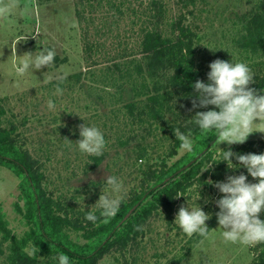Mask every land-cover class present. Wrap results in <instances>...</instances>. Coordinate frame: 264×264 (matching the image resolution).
Masks as SVG:
<instances>
[{
	"label": "rangeland",
	"instance_id": "374dc122",
	"mask_svg": "<svg viewBox=\"0 0 264 264\" xmlns=\"http://www.w3.org/2000/svg\"><path fill=\"white\" fill-rule=\"evenodd\" d=\"M263 1L195 0L194 15H188L187 23L198 34L197 61L206 78L212 61L231 58L246 62L253 76L263 75L262 50L251 55L240 47L246 34L245 18ZM18 4L27 5L29 14L17 16L11 23L0 20V102L6 111L4 125L17 126L16 134L25 148L41 163L47 193L69 205L73 212L84 213V205L87 211L98 200L101 182L108 174L121 179L127 195L141 190L149 169H160L164 163L173 169L186 161L190 151L179 149L177 155H169L172 143L167 129L176 111L162 121L131 124L126 108L130 102L139 106L144 99L131 100L129 93L142 86L130 64L141 61L139 55L133 56L138 53L135 49L141 29L154 24L152 15L157 17L161 7L163 29L168 31V24L179 12L175 0H18ZM43 45L56 50L53 64L34 70L33 74H17L16 56L39 50ZM90 45L98 49L90 53ZM123 49L133 54L119 59ZM114 63L128 65V70L131 67L130 75L124 77L113 71ZM57 84L63 89L60 95L55 94ZM49 98L56 104L54 110L47 108ZM84 122L98 127L106 140L103 160L93 171L88 168L95 156L82 154L75 145L78 126ZM252 131L244 143L215 144L212 153L217 158V147L226 150L251 141L261 143L264 128L257 126ZM193 192L194 188L185 193L190 206L195 203ZM199 193L201 198L196 203L210 214L205 222L209 228L206 238L189 237L174 223L178 209L187 206L180 196L172 226L162 212L154 213L138 246L113 250L98 264H253L256 244L227 242L217 229L215 200L221 195L218 190L208 184L201 186ZM22 196L20 180L0 166V221L5 228L0 229V264H10L11 248L30 230L23 214L26 207ZM68 234L78 245L87 244L80 234ZM34 250L29 245L23 254L42 264L45 258L35 256Z\"/></svg>",
	"mask_w": 264,
	"mask_h": 264
},
{
	"label": "trees",
	"instance_id": "16d2710c",
	"mask_svg": "<svg viewBox=\"0 0 264 264\" xmlns=\"http://www.w3.org/2000/svg\"><path fill=\"white\" fill-rule=\"evenodd\" d=\"M175 4L179 12L168 24V31L163 29V10L160 7L157 9L158 16L152 15L154 26L141 29L140 42L135 49L138 53L133 54L123 49V55L119 59H124L131 53L133 56L139 55L141 59L138 63L130 61L131 67L135 69V76L141 79L142 84L139 90H130L131 100L144 98L139 101V106L137 102L127 104L131 124L162 121L168 114H174L176 111L177 115L167 129L172 143L169 155H177L180 149L179 141L175 140L173 133L176 127L190 132L193 148L182 165L172 169L167 168L164 163L160 169H149L145 172L141 190H134L126 195L115 217L107 221L98 220L93 224L84 219V213L73 212L69 205L47 193L43 187L45 175L41 163L25 148L20 135L16 134L17 126L12 123L4 125L6 111L0 102V166L10 170L20 180L22 200L26 207L23 214L30 226L29 232L11 248L10 264H36L23 254V250L29 245H35V256L45 258L42 264H56L55 257L59 252L69 255L70 264H98L113 250L125 251L132 246H138L145 235V225L154 213L162 212L166 222L172 226V214L177 203L175 196L188 191L193 182L198 180L197 171L207 161L215 163L208 170L200 172L201 186H208L203 182L209 179L215 182L224 181L228 175H247L243 168L228 169L226 162H219V155L216 158L212 153L216 135L214 131L198 130L187 121L194 115V111H190L192 101L188 96L193 91L191 83L197 79L207 82V78L202 71V65L197 61L198 34L187 23L188 15H194L196 2L175 0ZM244 23L246 34L240 42V47L251 55H257L261 50L264 55V1L257 10L251 12L249 18H245ZM94 49L97 50L98 46L90 45L87 51L91 53ZM127 66L114 63L112 68L125 77L131 73V67L128 70ZM253 79L255 82L249 85L250 87L257 90L264 88V73L254 76ZM129 81L135 83L131 79ZM119 91H122V87ZM231 149L234 153L264 152V140L261 143L251 141ZM204 151L206 152L199 157ZM195 159L196 162L182 170ZM231 159L233 164L237 163L234 158ZM94 160L88 168L90 171L98 167L103 156L95 157ZM248 180L255 182L250 176ZM132 209L133 213L124 220ZM260 218L264 219V213ZM2 226L0 221V229L4 230ZM68 231L80 234L87 240V244L80 246L73 242ZM7 238L9 237L5 239ZM253 250L257 252L253 264H264V243H257Z\"/></svg>",
	"mask_w": 264,
	"mask_h": 264
},
{
	"label": "clouds",
	"instance_id": "9594fccd",
	"mask_svg": "<svg viewBox=\"0 0 264 264\" xmlns=\"http://www.w3.org/2000/svg\"><path fill=\"white\" fill-rule=\"evenodd\" d=\"M27 14H29L28 6H20L18 0H0V20L11 23L17 16ZM56 54L54 48L43 45L39 50L16 56L18 64L14 66L15 72L21 75L28 72L33 74L34 70H39L43 66L48 68L53 64ZM208 68L207 82L197 79L191 83L193 91L188 96L192 101L190 111H194V115L187 121L198 130L214 131L216 146L222 142L228 145L242 144L249 134L253 133L254 127L264 128V88L257 90L249 86L255 81L249 65L244 61H234L232 58L216 59L208 65ZM59 79L62 80V77ZM62 93L63 89L60 85H55V94ZM46 103L49 110L56 108L53 99L49 98ZM173 133L182 151L192 150L193 138L190 132L176 127ZM78 135L79 139L75 141V145L82 154L95 157L103 154L106 140L98 127L84 122L78 126ZM217 149L219 162H226L230 170L243 168L247 173V175L244 173L228 175L224 181L213 182L209 179L203 182L212 185L221 194L215 200L218 209L215 213L219 226L217 229L227 242H239L245 246L264 243V219L260 218L264 213V152L234 153L231 148L220 150L217 147ZM231 158L237 163L233 164ZM213 163L215 162L207 161L197 171L198 180L188 189L192 191L194 188L193 205H189L184 193L175 196H183L187 206L178 209L174 223L189 237L196 235L206 238L209 235V228L205 222L210 218V214H206L196 201L201 198L199 189L202 182L199 174L208 170ZM249 176L255 182H250ZM125 198L126 192L121 179L116 175L108 174L101 182V192L95 204L85 211L82 202L84 219L95 224L98 220L107 221L115 217ZM55 260L56 264H70V257L64 252L57 253Z\"/></svg>",
	"mask_w": 264,
	"mask_h": 264
},
{
	"label": "water",
	"instance_id": "95a60500",
	"mask_svg": "<svg viewBox=\"0 0 264 264\" xmlns=\"http://www.w3.org/2000/svg\"><path fill=\"white\" fill-rule=\"evenodd\" d=\"M206 151H204L201 155H199V157H201ZM198 157V158H199ZM197 159L193 160L192 162H190L188 165H186L185 167H183V171L186 170L190 165H192L194 162H196ZM135 209V208H134ZM134 209H132L124 218V220H126L134 211Z\"/></svg>",
	"mask_w": 264,
	"mask_h": 264
}]
</instances>
